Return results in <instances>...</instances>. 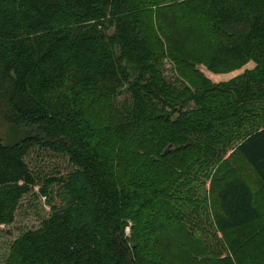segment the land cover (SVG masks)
I'll return each mask as SVG.
<instances>
[{"label":"trees","instance_id":"obj_1","mask_svg":"<svg viewBox=\"0 0 264 264\" xmlns=\"http://www.w3.org/2000/svg\"><path fill=\"white\" fill-rule=\"evenodd\" d=\"M0 98V225L51 205L7 264H264V0H0Z\"/></svg>","mask_w":264,"mask_h":264},{"label":"rangeland","instance_id":"obj_2","mask_svg":"<svg viewBox=\"0 0 264 264\" xmlns=\"http://www.w3.org/2000/svg\"><path fill=\"white\" fill-rule=\"evenodd\" d=\"M163 39H165L164 44L166 45V49L168 48V42L166 40L167 37H170L171 30L162 31ZM161 35V36H162ZM254 67V63L250 62L245 66L235 69L228 73H214L210 71L204 65L199 66V70L211 81L219 82L221 80L229 79L237 76L242 73L245 69H251ZM163 69L165 76L167 79L177 85L185 86L188 85L187 80L184 78L181 70L178 68L176 61L170 57L169 55L165 57L163 61ZM130 100V95L128 93H122L116 99V103L120 106L124 104L125 101ZM25 134V129L21 127H15L9 124L6 120V113L4 103L0 98V137L4 142H11L18 137H21ZM232 151H230L226 158L230 157ZM27 162L34 168L36 171L41 172L43 175H54V173H66L71 169L69 163L61 156L54 155L50 152H45L44 150L36 149L31 152L29 156L26 157ZM39 187L36 186L34 190L25 195L21 200L20 207L16 213L15 221L10 225H0V264H7V260L10 254V248L13 241L21 235L26 230L37 228L40 226L42 221L48 217L51 212V205L47 202L45 197H43L39 192ZM57 191L54 190L53 195L55 201L59 203L57 198ZM52 195V197H53ZM164 222L168 223V219L165 218ZM152 225H158L156 220H151ZM169 224V223H168ZM133 222H129V226L127 227V235L131 237ZM169 234V232H168ZM176 233L169 234L167 239L176 238ZM166 239V238H165ZM166 239V240H167ZM176 241V239H174ZM199 255V254H198ZM200 260H203L204 257L202 254L199 255ZM195 264V262H194Z\"/></svg>","mask_w":264,"mask_h":264},{"label":"water","instance_id":"obj_3","mask_svg":"<svg viewBox=\"0 0 264 264\" xmlns=\"http://www.w3.org/2000/svg\"><path fill=\"white\" fill-rule=\"evenodd\" d=\"M173 148V145H169L164 151H163V154H167L169 153Z\"/></svg>","mask_w":264,"mask_h":264}]
</instances>
